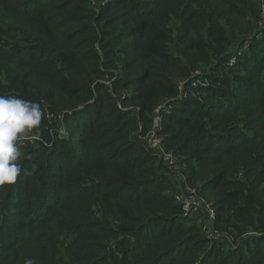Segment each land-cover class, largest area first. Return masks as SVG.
Returning <instances> with one entry per match:
<instances>
[{
	"label": "trees",
	"instance_id": "trees-1",
	"mask_svg": "<svg viewBox=\"0 0 264 264\" xmlns=\"http://www.w3.org/2000/svg\"><path fill=\"white\" fill-rule=\"evenodd\" d=\"M258 15L250 0H0V95L44 112L0 187V264H264ZM157 108L233 243L168 194L144 142Z\"/></svg>",
	"mask_w": 264,
	"mask_h": 264
},
{
	"label": "clouds",
	"instance_id": "clouds-1",
	"mask_svg": "<svg viewBox=\"0 0 264 264\" xmlns=\"http://www.w3.org/2000/svg\"><path fill=\"white\" fill-rule=\"evenodd\" d=\"M44 118L41 104L16 95H0V187L12 185L22 171L19 141ZM24 264H34L26 259Z\"/></svg>",
	"mask_w": 264,
	"mask_h": 264
},
{
	"label": "built area",
	"instance_id": "built-area-1",
	"mask_svg": "<svg viewBox=\"0 0 264 264\" xmlns=\"http://www.w3.org/2000/svg\"><path fill=\"white\" fill-rule=\"evenodd\" d=\"M250 1L256 2L259 5V13L261 12V15L264 18V0ZM158 109L159 108L155 110L156 115L154 116L152 126L148 129L144 136V142L146 147L150 149L157 156L158 160L165 166L170 169L181 168L179 165L181 161L179 160V156L165 148L163 136L159 132L162 127V120L158 115ZM168 194L172 195L174 200L181 206L184 216L196 217L199 213L204 212V214H206L205 217L209 221V226L205 228V232L208 236L213 234L211 226H213L214 222H212V220L215 219L214 210L211 204L199 195L198 190L187 183L184 175H181L180 184L176 188L171 187L168 190Z\"/></svg>",
	"mask_w": 264,
	"mask_h": 264
},
{
	"label": "rangeland",
	"instance_id": "rangeland-1",
	"mask_svg": "<svg viewBox=\"0 0 264 264\" xmlns=\"http://www.w3.org/2000/svg\"><path fill=\"white\" fill-rule=\"evenodd\" d=\"M260 28H262L261 30H263V28H264V18L261 15V12L259 13L257 19L255 20V25H254V29L255 30H260ZM246 48L247 47H245L244 44H242L241 51L244 52L246 50ZM257 52H258V50H257ZM26 139H29V141H32L33 138L29 136ZM179 160H181V157H179ZM170 170H171L170 171L171 172V187L172 188H176L180 184L181 175H184V173L182 172L181 168H178V169L171 168ZM214 218H215V211H214ZM202 219H203L202 222H205L204 217ZM213 221H214V219L212 220V222ZM208 224H209V221L206 218V223H204V224L202 223V225H203L204 228H207ZM212 237H214V238H211V239H218L219 242H224L225 239H227L226 242H231V243L234 242V239L232 237H229V235L226 232H223L219 236L214 232V234L212 235Z\"/></svg>",
	"mask_w": 264,
	"mask_h": 264
}]
</instances>
